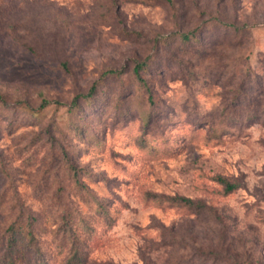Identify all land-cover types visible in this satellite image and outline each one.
<instances>
[{"label":"rangeland","instance_id":"374dc122","mask_svg":"<svg viewBox=\"0 0 264 264\" xmlns=\"http://www.w3.org/2000/svg\"><path fill=\"white\" fill-rule=\"evenodd\" d=\"M193 30L184 49L157 41ZM144 60L146 130L166 152L136 138ZM110 69L92 104L70 109ZM0 95V254L12 226L31 225L29 264H66L71 225L78 264H264V0H0ZM217 175L241 187L225 194Z\"/></svg>","mask_w":264,"mask_h":264},{"label":"trees","instance_id":"16d2710c","mask_svg":"<svg viewBox=\"0 0 264 264\" xmlns=\"http://www.w3.org/2000/svg\"><path fill=\"white\" fill-rule=\"evenodd\" d=\"M162 45L171 46L175 45L176 48L184 49L186 47H190L195 42L200 41L198 30H193L190 32L186 31H178L176 33H173L170 36H160L159 40H157ZM153 63H148L147 61H136L133 68V74L135 77V80L137 82V86L143 88L148 96L147 101H149V108H145L141 110L140 112V119L143 123V128L138 132L137 134V140H141V144H144L145 149L147 151L152 152H158L164 151L166 152L169 150V139H165L163 136H159V134H156V136L151 135L146 128L151 124V118H152V112L153 107L155 106L154 96H153V90L151 86L149 85L147 78L143 75V72L147 70L148 67H151ZM119 70L110 69L107 70V72L104 73V76L98 80H96L89 88V91L85 94H79L77 95L72 102L69 104L70 109H76L78 106V100L83 99L85 101L86 105H91V101L95 94L99 91V89H102L104 86L103 79L104 77L108 75H114L118 73ZM0 98L2 96L0 95ZM3 99V98H2ZM50 101L45 99L41 105V108L46 107L49 105ZM91 103V104H90ZM259 104L258 102L255 103V105L251 104L252 108L257 107ZM26 111L30 112L32 117L35 119H38L41 117L40 110H35L33 108H29L27 106L22 105ZM101 111V110H99ZM257 111V110H255ZM75 125V124H74ZM73 125V126H74ZM78 125L74 126L77 127ZM69 163V168L72 170V174L75 177L76 181L78 180V174H79V168L74 165L70 157L66 158ZM215 181L219 183L223 189L225 194H230L235 192L237 189L241 187V184L237 181H232L226 177H223L221 175H217L214 177ZM144 199L149 202H155L160 203L166 206H172V207H178L179 209H182L184 212H196L199 213L201 211H205L209 209V205L202 201V200H196L187 196L183 195H158V194H152L150 192L144 193ZM99 203V202H98ZM97 211L102 215V219H104V222L108 225L112 218L106 212L102 209V205H98ZM34 220V218H32ZM32 224V223H30ZM10 233L8 234L6 241L7 246L6 249L0 254V264H29L28 262V255L27 252L34 246L37 245V238L32 230V226L29 225V229L27 230L26 234H20L21 229H18L16 227L10 228ZM65 233L69 236V238L75 237L73 242V251L71 252V256L69 257L66 264H78L81 261V253L80 249L77 247L79 244L76 243L78 241L76 231L71 227V225L66 226ZM23 235V236H22ZM20 240V241H19ZM202 255L209 257L208 252H201ZM44 262V259L41 257L40 262L38 264H42ZM183 261L179 260L177 262H172L170 264H182Z\"/></svg>","mask_w":264,"mask_h":264}]
</instances>
